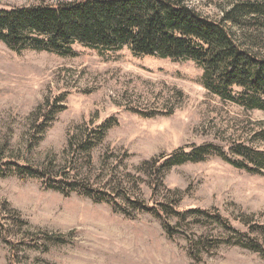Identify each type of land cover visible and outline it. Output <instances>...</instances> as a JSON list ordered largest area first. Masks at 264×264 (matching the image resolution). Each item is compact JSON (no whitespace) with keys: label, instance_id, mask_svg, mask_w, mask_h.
I'll return each instance as SVG.
<instances>
[{"label":"rangeland","instance_id":"rangeland-1","mask_svg":"<svg viewBox=\"0 0 264 264\" xmlns=\"http://www.w3.org/2000/svg\"><path fill=\"white\" fill-rule=\"evenodd\" d=\"M73 1L78 0H0V10ZM225 5L189 2L214 20ZM74 51L70 57L18 54L0 41V166L13 162L68 176L70 183L112 196L121 211L69 187H63L68 196L45 189L39 180L4 173L0 264H264L258 254L231 243L237 233L264 226V170L252 174L218 156L174 167L164 176L141 169L180 148L191 152L213 145L228 152L244 145L264 152V112L209 92L192 61L137 57L127 48L100 53L77 45ZM47 101L63 111L38 134L37 111ZM108 120L113 128L95 144L91 129ZM87 142L95 147L86 151ZM230 157L241 158L232 152ZM127 200L215 212L233 229L190 218L188 228L172 220L178 233L169 236L158 220ZM40 232L68 235L71 243L47 244ZM200 236L211 243L192 249L188 238ZM36 241L41 248L30 249Z\"/></svg>","mask_w":264,"mask_h":264},{"label":"trees","instance_id":"trees-1","mask_svg":"<svg viewBox=\"0 0 264 264\" xmlns=\"http://www.w3.org/2000/svg\"><path fill=\"white\" fill-rule=\"evenodd\" d=\"M194 1L213 0H78L1 9L0 41L18 54L32 50L70 57L76 55L74 46L79 45L100 53L127 48L137 57L192 61L202 70L201 83L209 92L246 110L264 112V56L259 54V50L264 49V0H223L226 5L221 7L222 16L216 20L190 7L189 2ZM233 29L240 34L242 42L236 39ZM62 111V106L49 101L40 106L38 134L44 133L55 115ZM112 122L108 120L91 129L95 144L105 140L108 130L114 126ZM260 135L264 139V133ZM94 145L87 142L83 148L89 151ZM231 152L241 158L233 161ZM212 156L252 174L264 170V152L244 145L230 147L228 152L213 145H203L191 152L180 148L170 156L163 155L145 163L141 169L147 172L150 168L164 176L174 167L202 163ZM4 173L39 180L45 189L68 196L70 192L63 187H69L71 192H79L95 203L108 204L121 211L112 196L84 184L70 183L68 176H52L47 171L13 162L0 166V175ZM155 177L158 180L160 176ZM156 181H153L154 188L158 187ZM127 201L136 210L158 220L169 236L178 233L172 220L188 228L190 218L233 229L226 218L215 212ZM250 231L246 235L237 233L231 243L264 259V226L256 224ZM39 239L58 246L71 243L68 235L45 232H40ZM188 243L193 249L206 248L211 242L200 236L188 238ZM40 248L37 241L30 245V249Z\"/></svg>","mask_w":264,"mask_h":264}]
</instances>
